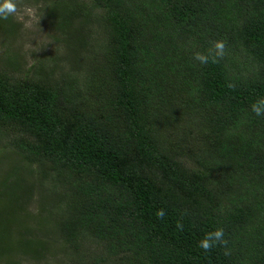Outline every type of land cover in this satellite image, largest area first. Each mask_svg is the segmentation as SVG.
Segmentation results:
<instances>
[{
  "label": "trees",
  "instance_id": "16d2710c",
  "mask_svg": "<svg viewBox=\"0 0 264 264\" xmlns=\"http://www.w3.org/2000/svg\"><path fill=\"white\" fill-rule=\"evenodd\" d=\"M41 1L71 66L7 57L0 132L67 190L62 244L95 241L107 264H264V116L250 107L264 98V0ZM92 21L100 34L78 38ZM218 40L223 59L194 60ZM15 184L0 191V258L30 253L8 245ZM217 228L230 255L198 247Z\"/></svg>",
  "mask_w": 264,
  "mask_h": 264
},
{
  "label": "rangeland",
  "instance_id": "374dc122",
  "mask_svg": "<svg viewBox=\"0 0 264 264\" xmlns=\"http://www.w3.org/2000/svg\"><path fill=\"white\" fill-rule=\"evenodd\" d=\"M17 3L19 15L0 21V66H6L9 71L14 66L24 70L34 59L44 58L45 66L53 70L54 76L65 72L71 66L73 52L69 50L74 44L62 42L64 31L56 27L53 17L47 19L48 11L43 10L46 2L17 0ZM84 25L76 34L78 38L83 36L84 29L91 41L100 34L96 22ZM7 57L14 66L6 65ZM14 136L11 131L0 132V191L12 187L13 183L18 187L16 198L9 199L17 214L6 227L8 245L16 248L20 240H29L31 244L30 253L20 254L15 250L11 257L2 256L0 264H107L102 261L105 249L95 241L83 240L79 251L62 244L55 224L67 213L68 192L47 164L28 163L19 151L8 145Z\"/></svg>",
  "mask_w": 264,
  "mask_h": 264
},
{
  "label": "clouds",
  "instance_id": "9594fccd",
  "mask_svg": "<svg viewBox=\"0 0 264 264\" xmlns=\"http://www.w3.org/2000/svg\"><path fill=\"white\" fill-rule=\"evenodd\" d=\"M19 8L17 0H0V19L7 20L9 17L19 15ZM29 26V24H26ZM226 42L223 40L211 42V48L207 53L196 52L194 53V60L202 65H207L209 62L215 64L218 63L226 55ZM229 88H234L232 83L228 84ZM251 111L256 116H264V98H260L251 104ZM157 217L163 219L166 215L163 209H160L156 213ZM182 229V225H178ZM228 241L225 239V232L223 228H217L214 231L208 232L199 241L198 247L205 253H210L215 247H223L225 249V255H230V251L227 249Z\"/></svg>",
  "mask_w": 264,
  "mask_h": 264
}]
</instances>
